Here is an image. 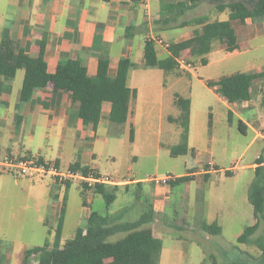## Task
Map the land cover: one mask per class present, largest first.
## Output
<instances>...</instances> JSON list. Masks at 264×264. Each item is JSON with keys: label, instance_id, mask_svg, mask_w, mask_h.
<instances>
[{"label": "crops", "instance_id": "obj_1", "mask_svg": "<svg viewBox=\"0 0 264 264\" xmlns=\"http://www.w3.org/2000/svg\"><path fill=\"white\" fill-rule=\"evenodd\" d=\"M174 3H162L157 6L152 3V0L147 2L140 0H0V43L5 39L14 41L16 52L21 50L29 58H37L43 44V59L49 74H60L68 65L75 64L84 66L88 75L94 76L97 71L98 58L104 55L108 58V73L114 76L119 60L122 58L130 60L127 89L118 90L113 99L103 101L101 117L96 124L85 123L77 117L79 100L71 91L60 90L50 82L45 87L37 89L28 102H22L20 92L24 70H18L13 78L0 75V153L11 158L34 157L46 163H57L64 169L77 166L82 170L94 171L101 175L96 167L97 158L103 154L97 149L100 143L108 150L112 141H119L127 144L130 149L135 146L138 134L142 132L150 134L152 131L150 123L165 120L172 128L165 132L163 143L160 140L161 132L159 133L158 148L163 146L170 155V149L180 142L181 128L176 122L180 109L175 103V96L183 97L179 93V90L183 88L189 91L187 97L183 98L190 101L187 145L193 154L188 152L182 156L191 154L195 161L199 153L210 151L215 137L214 120L217 116L224 118L227 125L236 119L237 128L238 122H241L244 134L248 132L247 128L251 129L250 132H255L247 122L249 116L254 114L247 110L253 107L251 103H253L254 84L250 89L249 101L234 103L214 89L208 88L206 81L213 79L199 78L192 72L193 68L188 71L178 68L164 73L157 67L143 66L142 55L145 39L161 40L168 45L175 44L191 38L200 28L179 26L181 22L191 20L184 19L186 13L191 10L186 11L174 23H163L164 20L173 16L167 7ZM222 13H227L228 18L227 11ZM251 23V20L247 19L243 26L249 27ZM230 25L236 33L235 46L229 49L222 45L221 53L213 48L212 52L206 56L207 64L202 66L212 63L215 65L214 62L219 64L230 57L241 55L248 48L249 40L260 36L257 30L260 24L255 25L254 35L242 37L236 32L237 25L240 24L237 21H230ZM188 28L191 30L180 37L169 34L172 29L182 31ZM155 50L159 59L170 55L166 48L157 43H155ZM180 54L190 58L188 50ZM261 72H264V69L258 68L251 73ZM194 81L205 87L217 103V105L206 107L205 113L209 118V126L205 129V137L203 143H199L200 145L196 141L195 128L198 110L194 105L192 88H190ZM173 88L175 91L172 94V105L177 110L173 115H166L164 98L166 93ZM132 90L136 92L134 98ZM131 127L133 128L132 140L129 139ZM173 140L174 143H172ZM132 157L134 160L136 156ZM254 165L253 163L248 168ZM217 168L212 160H209L206 163L200 162L199 167L186 163L183 173H167L166 176H172L175 179L184 176L191 177L190 181L175 185L182 187L181 195L173 206L175 216L178 215L182 220L184 218V214L181 215L182 212L195 213L200 209L198 197L188 207L191 192H199L212 174L224 173L223 169ZM250 169L253 170V168ZM128 172H132L131 167ZM4 175L0 174V198L1 195L3 196L1 187L8 184ZM149 180L134 175L117 174L113 181L116 182L119 190L114 203L124 194L122 187L136 189V198L132 202L141 206V214L147 211L152 213L153 220L149 227L154 237L162 241L158 263L162 264L166 251L164 247L166 231L155 229V222L159 218L168 219L166 212L171 208L175 186L170 184L157 186ZM17 184V180H14V185ZM72 184L65 185V187L59 185L54 187L56 189L52 194L51 207L55 198L57 201H63L65 197L66 205L67 191ZM77 185L80 189V185ZM62 190L64 193L60 195L59 192ZM80 193L86 197L82 202L86 222L92 210L91 206L103 200L100 195L92 191L81 192L80 189ZM142 194L147 195V201L139 200ZM126 209L119 206L109 210V213L119 218ZM215 222L218 221L215 220ZM1 256L0 264H22L23 261L22 256L18 263L13 262L12 248L4 249ZM181 257H183L182 254ZM31 264H33L32 261Z\"/></svg>", "mask_w": 264, "mask_h": 264}, {"label": "rangeland", "instance_id": "obj_2", "mask_svg": "<svg viewBox=\"0 0 264 264\" xmlns=\"http://www.w3.org/2000/svg\"><path fill=\"white\" fill-rule=\"evenodd\" d=\"M176 1L152 0V3L159 6L162 3H174ZM231 1L234 0H224V3ZM239 1L250 7L255 2V0ZM201 16H207L211 21L227 20V13H218L215 10V3L210 1L200 3L196 8L186 13L184 19ZM256 24H260L257 27L260 36L249 40L248 48L244 50V53L230 57L222 63L214 62L215 65L212 63L208 66H202L198 59L189 58L188 62L193 68L192 72L202 79H217L222 75H229L234 72L250 73L258 68L264 69V20L252 22L249 27L237 25L236 32L240 37L254 35ZM190 30V28L182 31L172 29L169 34L180 37ZM154 37L156 36L154 35ZM222 47L220 44L214 46L219 53L222 52ZM190 88H192L194 105L198 110L195 128L196 141L200 145L199 143H203L205 137V129L209 126V118L205 113L206 107L217 105V103L213 95L199 82L194 81ZM253 90V103H251L253 107L247 110L249 113L254 112V114L249 116L247 122L255 132L252 133L250 132L251 129L247 128L248 132L242 134L237 128L236 119L227 125L224 118L217 116L214 120L216 130L214 141L211 143L212 147L208 153L206 151L199 153L195 161L191 154L172 157L163 146L158 148L159 133L161 132L160 140L163 143L165 132L172 128L165 120L150 123L152 127L150 134L144 132L138 134L135 146L130 149H128L127 144L119 141H112L108 150L101 143L97 146V149L103 154L97 158L96 167L101 175L110 179H115L117 174L134 175L138 178L148 179L163 178L168 172L183 173L186 163L193 167H199L200 162L206 163L209 160H212L213 164L218 167L217 169L224 170V173L220 175L212 174L199 192H191L188 207L198 197L200 209L195 213L180 212L181 215L184 214L182 220L173 212L174 203L178 201L182 187L175 186L173 188L171 208L166 212L168 219L159 218L155 222V229L166 231L164 234L166 251L162 264H234L233 262L237 257H257L259 255V251L254 246L236 243L237 237L244 228L254 223L252 207L247 200V191L253 179V170L250 168H254L255 165L250 168L248 166L253 164L259 156L264 155V104L262 103L264 78L254 83ZM174 91L175 88L169 90L165 95L164 113L166 115H173L174 111L177 110L172 105ZM179 93L183 97H187L189 91L183 88L179 90ZM106 151L108 152L104 153ZM132 156H136L134 160ZM129 167H131L132 172H128ZM225 172H229L230 176L226 177ZM2 174H5L4 178L8 180V184L1 187L3 196L1 195L0 198V240L2 242L0 257H2L1 254L4 253V249L12 248L13 262L17 261L18 263L25 249L42 246L45 242L50 243V245L53 243L62 201H57L55 198L51 207L52 194L56 189L55 186L65 187L66 183H56L48 176L25 178L8 173ZM14 180H17V185H14ZM68 183L73 184L67 191L61 245L73 238L78 227L85 225L84 217L86 214L82 202L86 197L82 196L80 189L81 192L85 190L81 183ZM77 184L80 185V189ZM121 190L124 194L110 206L109 210L119 206L127 208L119 217V222L133 221L142 213L141 206L132 202L136 198V189L133 187L124 189L122 187ZM63 193L64 190L59 192L60 195ZM139 200L147 201V195L142 194ZM91 209L103 213L104 204L103 202L94 203ZM215 220L218 221L216 223L221 228L219 235H211L201 229L202 223L211 224ZM260 233L261 228L258 229L254 237ZM123 235H116L111 240L115 241ZM31 261L36 264L37 256H32Z\"/></svg>", "mask_w": 264, "mask_h": 264}, {"label": "trees", "instance_id": "obj_3", "mask_svg": "<svg viewBox=\"0 0 264 264\" xmlns=\"http://www.w3.org/2000/svg\"><path fill=\"white\" fill-rule=\"evenodd\" d=\"M136 1V0H131ZM210 1L215 3L218 13L228 12V18L224 21H210L207 16L183 21L180 27L198 26L199 30L189 39L169 44L167 51L169 56L159 59L155 50V41L145 39L143 47V66L157 67L164 73L178 69L175 58L181 52L188 50L190 58L198 59L201 65L207 64L206 56L212 52L216 44L224 45L231 49L236 44V33L230 25V21H237L240 25L249 19L251 22H260L264 19V0H255L253 6L234 0L224 3V0H180L170 4L167 9L173 16L163 23H174L186 11L196 8L200 3ZM42 44L37 58H29L23 51L16 52L15 43L12 40H2L0 43V75L13 78L17 71L24 70V77L20 92V100L28 102L37 89L45 87L48 83H54L60 90L71 91L79 100L77 117L85 123H98L101 117V107L105 100L115 97L118 90L127 89L130 60H119L114 76L108 73V58L101 55L98 58L97 71L94 76H89L82 65L70 64L65 70L56 75L49 74L43 59ZM264 77L261 73L234 72L222 75L217 79L206 81L208 88L214 89L228 100L234 103H243L251 98L250 89L254 82ZM132 90V97H135ZM175 103L180 109V115L176 122L181 128L180 142L170 149L172 157L186 155L189 150L188 125L190 114V101L187 98L175 96ZM264 104V98L262 99ZM242 123L238 122V130L244 134ZM133 138V128H130L129 139ZM40 162H43L40 160ZM57 164V163H56ZM253 168V179L247 191V200L252 207L254 223L244 228L237 237L236 243L254 246L258 251L257 257H237L234 264H264V156H259ZM58 165V164H57ZM83 174H94V171H85L77 166L69 167ZM226 177L230 176L225 172ZM191 177L184 176L170 181L171 186L185 183ZM69 183L67 182L66 185ZM82 188H87L82 184ZM92 189L94 194L100 195L103 204V213L91 210L83 227H78L72 239L61 245L63 219L65 213V197L62 201L54 241L50 245L45 242L42 246L28 249L24 252L22 264H31V257L37 256L36 264H158L162 241L154 237L149 224L152 222V213L144 212L133 221L119 222L118 217L109 213L110 206L116 199L118 186L96 184ZM261 233L254 237L258 229ZM201 229L211 235H219L221 228L216 222L202 223ZM124 234L121 238L112 241V237ZM0 240V249H1Z\"/></svg>", "mask_w": 264, "mask_h": 264}, {"label": "built area", "instance_id": "obj_4", "mask_svg": "<svg viewBox=\"0 0 264 264\" xmlns=\"http://www.w3.org/2000/svg\"><path fill=\"white\" fill-rule=\"evenodd\" d=\"M142 2H147L149 0H140ZM158 45L168 48V44L163 43L161 40H154ZM188 56L180 54L175 58L178 68L183 71L190 70L191 64L188 62ZM8 173L19 177L25 178H35V177H50L53 181L60 184H65L67 182H78L84 184L88 191H92L96 184H103L109 186H117L116 182L109 177L100 175L96 176L94 174H83L80 171H74L69 168H62L56 163H46L40 162L39 159L31 158H11L7 155H2L0 153V174ZM175 178L172 176H165L163 178H152L149 181L153 184L168 185L170 181Z\"/></svg>", "mask_w": 264, "mask_h": 264}]
</instances>
